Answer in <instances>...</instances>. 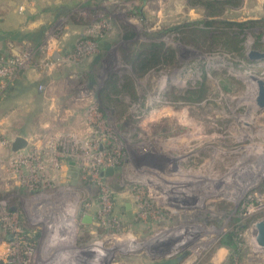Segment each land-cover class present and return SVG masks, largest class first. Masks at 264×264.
Masks as SVG:
<instances>
[{
  "label": "rangeland",
  "instance_id": "rangeland-1",
  "mask_svg": "<svg viewBox=\"0 0 264 264\" xmlns=\"http://www.w3.org/2000/svg\"><path fill=\"white\" fill-rule=\"evenodd\" d=\"M81 2L74 0L75 9L39 43L9 49L42 47L52 57L48 70L36 64L41 52L30 54L0 105V135L27 137V148L35 146L31 135L40 124L27 106L45 100L52 118L44 138L62 135L73 150L58 169H47L49 186L28 187L12 171L0 172V264H189L192 254L199 264H264L255 239L264 220V110L253 79L264 80V59L249 58L264 52L256 49L264 47V27L247 31L241 57L221 45L181 41L174 28L208 19L206 9L187 0ZM233 3L220 19H264V0ZM80 42L87 56L68 58ZM154 44L176 59L140 76L135 59ZM55 55L64 59L56 62ZM32 74L39 76L31 83ZM113 80L119 97L112 95ZM198 92L201 99L192 94ZM95 105L125 153L103 178H94L96 168L82 159L98 139L88 119ZM158 107L192 120L206 136L194 149L174 121L145 117ZM253 189L261 200L244 204ZM54 215L65 221L49 230ZM41 218L45 223L36 225ZM186 240L185 252L174 254Z\"/></svg>",
  "mask_w": 264,
  "mask_h": 264
},
{
  "label": "built area",
  "instance_id": "built-area-1",
  "mask_svg": "<svg viewBox=\"0 0 264 264\" xmlns=\"http://www.w3.org/2000/svg\"><path fill=\"white\" fill-rule=\"evenodd\" d=\"M21 10H23V7ZM106 23L107 22L105 21L100 22V26L105 27ZM83 44L84 42H80L78 47L68 54V58L74 57L76 60H78L82 55L85 58L87 56V52H83ZM44 51H46L45 56ZM40 52L42 55L40 54V58H37L36 64L42 68H48L49 70L52 56L49 55L48 49H44L42 47L36 48L35 46L34 53L21 51L19 53L14 52L11 54H4L0 51V105L4 101L5 95L11 90V85L17 75L21 72L25 64L27 65L31 57L30 54L39 55ZM62 59L64 58L55 59L54 57L56 62ZM145 117L149 118V120L157 118V120L169 119L174 121L176 124L175 130H180L182 135L190 137L193 144L195 143L194 146L192 145L194 149L197 147L196 141L201 140L206 136L203 127L195 124L192 120L179 117L178 115H173L169 111L166 113L164 108L159 109L158 107L156 109L154 108L153 110L152 108H149ZM88 119L95 127L93 133L98 136V139L94 141L93 148H88L85 156L82 159L84 163L90 162L92 164L91 167L96 168L95 176H93L94 178H103L106 177L104 173L107 169L112 168L116 170L120 167L121 162L123 163L125 161V153H121V155L119 154L121 148L118 145L117 138H115L116 134L112 129L109 128V126L107 128V120L100 107L98 108L95 105L93 108H91ZM141 128L142 125H139V130L142 133H145L144 131L146 130L142 131ZM17 137L19 136L13 135L9 138H4L2 135H0V172L12 171L15 175V179L28 187L35 186L38 188L42 185L44 187L49 186L50 181L48 178H46L45 173L49 167L51 169H58L60 166V161L64 157L70 156L73 147L69 143V140L62 135L49 136L44 138L45 143L41 146L35 145L29 149L26 147L23 150L14 152L12 150V145ZM79 143L80 142H77V144L74 145L79 146ZM79 151L82 152V150ZM83 151H86L85 148H83ZM254 189L252 191H248L245 194L244 204L249 205L253 202H259L261 200L259 193L255 192ZM45 221V218H41L36 219L35 223L36 225L41 223L44 224ZM62 221H65L62 216L57 217L54 215L50 216V218H47L46 224L49 227V230H52L53 227L58 226V223L62 224ZM15 231L20 232L19 228L15 229ZM189 242L186 240L184 242L182 241L178 243V246L180 245V247L179 249L176 248L177 250H175L174 254H176V252H178L177 254L184 253L185 248H183V245L184 247H189L187 244ZM193 257L194 254L188 258L190 260L189 264H199L197 259H193Z\"/></svg>",
  "mask_w": 264,
  "mask_h": 264
},
{
  "label": "trees",
  "instance_id": "trees-1",
  "mask_svg": "<svg viewBox=\"0 0 264 264\" xmlns=\"http://www.w3.org/2000/svg\"><path fill=\"white\" fill-rule=\"evenodd\" d=\"M190 7H203L207 10L208 19L184 25L183 29L178 27L174 30L182 34L181 41L186 45L202 48V45H221L232 54L246 57L245 35L247 31L264 27V19L249 20L244 22L226 21L220 19L226 9L231 6L233 0H187ZM228 6V7H227ZM242 36V38H241ZM257 50H262L261 44H257ZM176 59L174 51L164 48L162 45H152L147 50L139 53L134 62V68L138 75L144 76L149 71L165 66L169 59ZM117 83L113 80L110 86L114 89L112 95L119 97ZM108 86V87H110ZM195 98L201 99L203 94L192 93ZM113 102L112 98H108ZM121 103V101H119ZM116 107L120 104L114 102ZM123 106V105H122ZM119 107V106H118ZM125 111V110H124ZM226 244L232 246L229 241ZM164 264H171L170 262Z\"/></svg>",
  "mask_w": 264,
  "mask_h": 264
},
{
  "label": "crops",
  "instance_id": "crops-1",
  "mask_svg": "<svg viewBox=\"0 0 264 264\" xmlns=\"http://www.w3.org/2000/svg\"><path fill=\"white\" fill-rule=\"evenodd\" d=\"M104 1L112 3L113 0ZM73 2L74 0H0V51L4 54H11L12 51H9V49L13 43H39L43 39L47 28L58 25L59 21L68 12L75 9ZM91 2H94V0H82L81 4L84 5ZM22 7L23 10H21ZM75 33L76 30L73 31L72 35ZM75 38L73 39L76 40ZM30 76L32 83L37 81L39 75L32 74ZM26 77L23 74L22 78L27 79ZM35 105L30 103L27 106V108L30 107L37 112V120L34 123L40 124L38 128L36 127L33 130L34 133L31 137L35 141L36 146H41L44 132H47L48 128L46 127L52 118V106L46 103L45 100L42 104ZM24 114L22 113V117L25 116ZM24 138L27 139V137ZM27 141L29 146L30 141L28 139Z\"/></svg>",
  "mask_w": 264,
  "mask_h": 264
},
{
  "label": "water",
  "instance_id": "water-1",
  "mask_svg": "<svg viewBox=\"0 0 264 264\" xmlns=\"http://www.w3.org/2000/svg\"><path fill=\"white\" fill-rule=\"evenodd\" d=\"M59 56L55 55V59H58ZM249 58L252 60H263L264 59V52H259V51H251L249 54ZM258 86V96L256 99L257 105L264 110V80L254 77L253 78ZM28 146V141L26 138L19 136L17 137L12 145V150L14 152H18L20 150L25 149ZM114 172V169L110 168L107 169L106 172L104 173L106 176L112 175ZM190 199V198H189ZM90 217L85 216L84 217V222H90ZM255 239L258 244L262 249H264V220L259 222L256 225V233H255Z\"/></svg>",
  "mask_w": 264,
  "mask_h": 264
}]
</instances>
